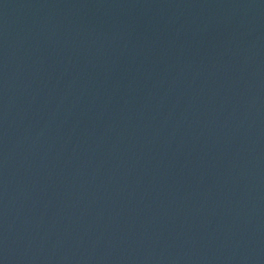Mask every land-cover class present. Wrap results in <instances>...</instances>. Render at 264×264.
I'll list each match as a JSON object with an SVG mask.
<instances>
[{
    "label": "water",
    "instance_id": "95a60500",
    "mask_svg": "<svg viewBox=\"0 0 264 264\" xmlns=\"http://www.w3.org/2000/svg\"><path fill=\"white\" fill-rule=\"evenodd\" d=\"M0 264H264V0H0Z\"/></svg>",
    "mask_w": 264,
    "mask_h": 264
}]
</instances>
